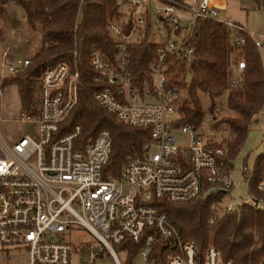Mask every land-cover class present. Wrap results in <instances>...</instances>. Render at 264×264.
I'll list each match as a JSON object with an SVG mask.
<instances>
[{
  "label": "built area",
  "instance_id": "built-area-1",
  "mask_svg": "<svg viewBox=\"0 0 264 264\" xmlns=\"http://www.w3.org/2000/svg\"><path fill=\"white\" fill-rule=\"evenodd\" d=\"M122 2L127 18L109 24L118 47L115 61L96 48L91 52L96 79L108 84L93 97L118 120L149 128L150 138L142 154L129 157L118 175L103 177L102 166L110 153L109 131L102 129L83 140L79 124L69 129L66 126L78 100L76 61L60 60L47 66L32 88L30 107L12 115L11 120L26 124L27 131L15 139L0 133V262L26 255L28 264H102L100 259L109 255L113 264H121L114 245L129 237L140 244L138 254L144 264H153L149 254L156 238L172 249L165 264H230L214 246L201 255L195 241L180 236L174 218L153 204L156 200L189 202L235 185L222 148L209 147L191 124L175 126L180 115L175 86L166 87V56L176 53L192 58L193 48L188 44L198 16L220 20L233 32L254 36L258 47L262 45L260 35L236 22L218 19V13L225 10V0H180L191 13L187 33H177L181 20L187 19L174 5L160 0ZM152 2L160 10L157 17L175 37L163 38L157 58L150 63L153 89L144 83L139 90L132 84L126 44L141 35L147 17L152 15ZM125 22L131 31L123 35ZM243 42V37L231 34L233 88L242 86L245 62L238 46ZM28 63L29 56L11 58L5 48L0 54V89L3 79ZM147 97L154 100L147 101ZM177 131L189 133V144L178 142ZM259 188L264 189V174ZM252 200L255 205L263 203ZM242 203H221L220 207L231 213ZM215 220L216 215L210 223ZM78 226L92 238L66 240L64 236ZM259 264H264V258Z\"/></svg>",
  "mask_w": 264,
  "mask_h": 264
},
{
  "label": "trees",
  "instance_id": "trees-1",
  "mask_svg": "<svg viewBox=\"0 0 264 264\" xmlns=\"http://www.w3.org/2000/svg\"><path fill=\"white\" fill-rule=\"evenodd\" d=\"M239 1L247 2V5L242 6L246 12L264 9V0ZM10 2L22 8L25 24L38 31L39 40L38 46L29 56L28 65L3 79L2 87L16 85L21 109H28L33 101L32 88L38 83L42 71L57 61L72 63L75 60L79 70L78 100L67 117L66 126L69 129L79 124L83 140L93 137L102 129L108 130L110 153L102 166V175L105 178L118 175L129 157L142 154L143 145L150 138L149 128L118 120L93 97L95 91L104 89L108 84L96 79L90 62L91 52L96 48L111 62L115 61L118 47L110 35L109 24L113 20H121L118 1L0 0V17ZM161 2L188 11V7L181 5L180 0ZM151 28L152 16L149 15L140 31L141 35L126 44L130 55L132 84L139 90L144 83L153 89L150 63L157 58L158 47L163 40L153 41ZM188 29L189 20L182 19L177 33H187ZM130 31V24L125 22L122 34L126 35ZM4 32L5 26L0 24V39ZM233 33L236 37L244 38V42L238 46L245 62L242 86L238 88L230 86V38ZM255 40L254 36L244 31L233 32L220 20L198 16L188 44L193 48L192 58H182L176 53L166 56V87L175 86L174 99L180 115L175 126L191 124L198 129L205 117L202 97L206 96L209 100L207 110L212 115L210 129L218 131L224 128L227 133L220 140L208 136L205 140L209 147L223 149L225 163L230 169L251 123L264 109V65ZM73 50H76L75 56ZM223 93H226L223 104L228 114L220 113L219 101H216ZM261 142L262 150L254 157L251 169L247 168L245 161L242 165L248 194L256 201H263L261 206L243 202L231 213L222 211L220 204L230 196L231 189L212 191L204 198L189 202H153L174 218L183 239L195 241L201 255L209 246H214L230 264H259L264 258V189L259 188L264 174V135ZM214 215L216 220L210 223ZM114 249L117 254H126L125 264H132L140 244L126 237L114 245ZM171 251L164 241L156 238L150 249L149 260L153 264H165Z\"/></svg>",
  "mask_w": 264,
  "mask_h": 264
},
{
  "label": "rangeland",
  "instance_id": "rangeland-1",
  "mask_svg": "<svg viewBox=\"0 0 264 264\" xmlns=\"http://www.w3.org/2000/svg\"><path fill=\"white\" fill-rule=\"evenodd\" d=\"M117 1L119 4V11L122 14L121 20H124L128 16V10L124 6L122 0ZM243 5H247V2H241L239 0H227L225 10L220 11L217 18L235 21L238 24L244 25L248 31L257 32L260 35L258 38L262 42L259 50L262 63L264 65V9L246 12L242 7ZM151 6V32L153 34L151 39L155 42H159L162 38H166L168 36L170 38H174V34L167 29L166 24L157 17V14L160 12V10L157 9L155 3L152 2ZM190 14V11L180 12V15L185 16L184 18L187 20L189 17H191ZM0 24L5 26L4 35L0 39V54L5 48H8L9 56L11 58L22 55L30 56L34 52L38 46L39 34L37 30L31 29L25 24L24 12L19 5L12 2L8 3L4 13L0 17ZM12 30H14V32H12ZM146 100L153 101L154 99L152 97H147ZM202 100L205 117L200 127L196 129V132L202 134L204 138L208 136L215 140H220L224 134L227 133V131L224 128H221L218 131H213L210 129L209 125L212 120V115L207 110L209 100L206 96H203ZM225 100L226 93H223L216 99V101H219L218 108L220 109V113L228 114L229 111L224 107L223 104ZM20 110V98L16 85L1 87L0 114L4 120L0 121V133L7 139L18 138L27 131L26 124L17 123L11 120L12 115L18 113ZM255 119H257V121L254 120L251 123L248 135L238 155L233 160L231 174L235 185L230 191V196L225 199V204H238L242 202L253 203L252 197L249 196L247 191V184L242 176V165L245 161L247 168L251 169L254 157L262 150L261 140L264 135V110L260 112ZM176 134L180 144H189L188 132L182 133L177 131ZM261 205L262 203L259 204V206ZM64 238L71 241L77 240V238L89 240L92 238V235L85 231L83 227L78 226V229H76L75 232L71 233L70 235H65ZM118 257L121 264H125L126 254L123 252H118ZM100 262L102 264H113L109 255H105L104 258L100 259ZM0 264H28V257L26 255L17 256L7 261H1ZM132 264H144L142 257L137 254L133 258Z\"/></svg>",
  "mask_w": 264,
  "mask_h": 264
},
{
  "label": "crops",
  "instance_id": "crops-1",
  "mask_svg": "<svg viewBox=\"0 0 264 264\" xmlns=\"http://www.w3.org/2000/svg\"><path fill=\"white\" fill-rule=\"evenodd\" d=\"M226 5H227V0H225V8H226ZM224 11V10H223ZM183 16V15H182ZM183 17H185V16H183ZM230 21H232V20H230ZM233 22H235V21H233ZM255 121H257V119L255 120Z\"/></svg>",
  "mask_w": 264,
  "mask_h": 264
}]
</instances>
